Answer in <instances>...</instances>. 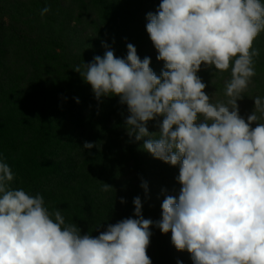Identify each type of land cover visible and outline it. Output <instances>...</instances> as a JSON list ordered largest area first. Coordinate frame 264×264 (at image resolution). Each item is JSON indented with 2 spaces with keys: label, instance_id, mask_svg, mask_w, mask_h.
I'll list each match as a JSON object with an SVG mask.
<instances>
[{
  "label": "clouds",
  "instance_id": "9594fccd",
  "mask_svg": "<svg viewBox=\"0 0 264 264\" xmlns=\"http://www.w3.org/2000/svg\"><path fill=\"white\" fill-rule=\"evenodd\" d=\"M49 11L45 6L40 15ZM146 21L156 58L164 62L160 75L131 43L121 58L102 42L103 56L73 70L98 102L118 97L127 106L129 142L143 140V151L179 167L178 197L166 195L161 218L153 221L144 218L137 196L135 218L109 223L97 236L82 234L43 195L12 188L14 173L0 160V264H152L153 226L171 232L176 250L187 251L193 264H264V97L252 98L247 119L238 105L256 76L260 50L253 44L264 32V2L161 0ZM202 66L219 73L231 68L226 102H211L197 75ZM153 120L158 132L148 130ZM140 187L147 195V182ZM111 189L103 183L102 191Z\"/></svg>",
  "mask_w": 264,
  "mask_h": 264
},
{
  "label": "trees",
  "instance_id": "16d2710c",
  "mask_svg": "<svg viewBox=\"0 0 264 264\" xmlns=\"http://www.w3.org/2000/svg\"><path fill=\"white\" fill-rule=\"evenodd\" d=\"M160 2L0 0V103L10 110L21 106L16 120L23 122L0 137L5 139L0 145V160L14 173L12 188L43 195L45 205L50 210L61 209L66 223H76L82 234L97 236L109 223L135 218L133 199L137 196L144 218L153 221L161 218L166 195L178 197L181 185L175 177L179 167L143 151V140L129 142L124 126L127 106L121 105L118 97L98 102L91 86L73 70L83 61L91 62L95 55L103 56L106 49L102 42L121 58L126 57L127 44L131 43L141 59L151 58L150 67L160 75L164 62L157 60L158 53L146 31V14L155 12ZM45 6L50 11L42 17ZM253 47L260 50L256 76L238 101L239 113L245 119L254 109L252 98L264 97V32ZM197 75L207 86L216 87V96L211 94L216 99L211 102L227 101L225 81L231 78V68L219 73L202 66ZM91 94L93 101L85 99ZM55 110L62 113L61 120L48 122L46 112ZM9 116L14 114L0 112L2 131L7 130L5 117ZM162 119L158 118L159 122ZM157 122H148L150 132L159 131ZM57 140L62 142L58 147L67 149L63 155L53 149ZM121 140L120 150H109V144H121ZM85 142L94 143L95 150L83 149ZM142 180L148 184L147 195L140 187ZM103 183L113 189L102 191ZM121 197L126 201L123 204ZM150 230L147 254L152 264H177L178 260L193 264L187 251L176 250L171 232L162 234L155 226Z\"/></svg>",
  "mask_w": 264,
  "mask_h": 264
},
{
  "label": "rangeland",
  "instance_id": "374dc122",
  "mask_svg": "<svg viewBox=\"0 0 264 264\" xmlns=\"http://www.w3.org/2000/svg\"><path fill=\"white\" fill-rule=\"evenodd\" d=\"M156 71V70H155ZM21 88V87H20ZM21 91H22V88L20 89ZM216 91H217V89H216V87H214L213 85H209V86H207L206 87V89H205V92L210 96L211 94H213L214 93V95L216 96ZM86 98H88V99H91L92 101H93V97H92V94L91 95H87V96H85V99ZM216 98L215 97H213L212 96V101L213 100H215ZM1 105H0V112L1 113H9V115H11V114H14V116H9L8 118L7 117H5L6 118V120H7V124L6 125H8L7 126V130H5V131H2V129H0V137H3L2 135H4V134H10V129L12 128V130H14V126H16L17 124L20 126V124H22L23 122H19L18 123V120H16V118H17V114H19V113H21V111H22V108H21V106H19V105H17L13 110H10V109H8V105H6V104H2V103H0ZM91 104V103H90ZM8 106V107H7ZM23 107V106H22ZM10 108V107H9ZM3 109H4V111H3ZM5 110H6V112H5ZM7 111H11V112H7ZM46 116L47 117H49V119H48V122L51 120V119H58V120H61L60 119V117L62 118V113L60 112V111H58V110H55V111H52V112H46ZM23 120V119H22ZM17 125V126H18ZM116 125V124H115ZM52 128H54V127H52ZM19 129V128H18ZM51 130H53V129H51ZM21 131V130H20ZM5 139L4 138H1L0 139V145L1 144H3V141H4ZM121 144H118V143H114L113 144V142L111 143V144H109L108 145V148H109V150H112V149H114V150H120V148H122L123 147V141L121 140V142H120ZM59 144H62V142L60 141L59 143H58V140H57V143L53 146V149L54 148H56L55 150L56 151H58V153H60L61 155H63L64 154V150H66L67 151V149L66 148H63V146H59L58 147V145ZM58 147V148H57ZM107 148V149H108ZM93 150H95V148H92Z\"/></svg>",
  "mask_w": 264,
  "mask_h": 264
}]
</instances>
